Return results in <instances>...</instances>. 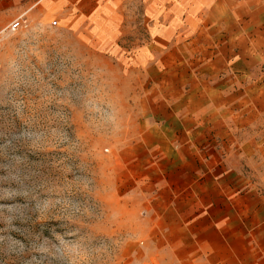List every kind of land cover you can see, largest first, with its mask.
Here are the masks:
<instances>
[{"label": "rangeland", "instance_id": "rangeland-1", "mask_svg": "<svg viewBox=\"0 0 264 264\" xmlns=\"http://www.w3.org/2000/svg\"><path fill=\"white\" fill-rule=\"evenodd\" d=\"M69 2L0 0V264H183L192 232L134 174L172 90L133 62L143 25Z\"/></svg>", "mask_w": 264, "mask_h": 264}, {"label": "crops", "instance_id": "crops-1", "mask_svg": "<svg viewBox=\"0 0 264 264\" xmlns=\"http://www.w3.org/2000/svg\"><path fill=\"white\" fill-rule=\"evenodd\" d=\"M69 1L73 22L143 25L133 62L172 90L134 174L192 232L183 264H264V0Z\"/></svg>", "mask_w": 264, "mask_h": 264}, {"label": "built area", "instance_id": "built-area-1", "mask_svg": "<svg viewBox=\"0 0 264 264\" xmlns=\"http://www.w3.org/2000/svg\"><path fill=\"white\" fill-rule=\"evenodd\" d=\"M57 22H53V25H56ZM24 23L21 21V19H16L15 22L10 26L11 30L16 31L18 29L23 28Z\"/></svg>", "mask_w": 264, "mask_h": 264}]
</instances>
